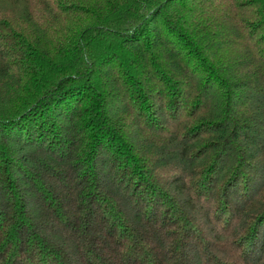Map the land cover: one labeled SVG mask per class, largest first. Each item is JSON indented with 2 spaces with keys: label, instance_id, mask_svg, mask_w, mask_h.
Returning <instances> with one entry per match:
<instances>
[{
  "label": "trees",
  "instance_id": "16d2710c",
  "mask_svg": "<svg viewBox=\"0 0 264 264\" xmlns=\"http://www.w3.org/2000/svg\"><path fill=\"white\" fill-rule=\"evenodd\" d=\"M0 264H264V0H0Z\"/></svg>",
  "mask_w": 264,
  "mask_h": 264
}]
</instances>
